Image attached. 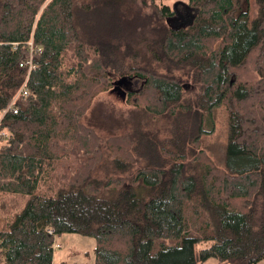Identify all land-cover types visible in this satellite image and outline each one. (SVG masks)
<instances>
[{"label": "trees", "instance_id": "obj_1", "mask_svg": "<svg viewBox=\"0 0 264 264\" xmlns=\"http://www.w3.org/2000/svg\"><path fill=\"white\" fill-rule=\"evenodd\" d=\"M163 1L0 0V264H52L63 233L94 239L93 264L264 261V0H185L192 21L175 29ZM114 77L140 83L102 137L90 107ZM214 105L228 126L217 177L197 150ZM186 202L204 211L200 236Z\"/></svg>", "mask_w": 264, "mask_h": 264}, {"label": "rangeland", "instance_id": "obj_2", "mask_svg": "<svg viewBox=\"0 0 264 264\" xmlns=\"http://www.w3.org/2000/svg\"><path fill=\"white\" fill-rule=\"evenodd\" d=\"M173 1L164 0L163 3L170 8L175 7V14L169 22L171 28L184 27L191 23V14L193 13L191 8L187 6L185 0ZM162 2V1H161ZM158 2V3H161ZM244 4L242 3V8ZM118 79L113 80V84ZM139 81L131 79L128 83L124 82L118 84L117 89H114V85L102 90L96 94L92 101L90 109L93 110L94 116L89 120L91 124H99L103 122L107 127L100 124L99 133L103 137L108 132L118 133L122 131V127L118 128L116 125H124L127 120V114L134 107L132 106V98L128 97L129 91H136L139 87ZM186 84V86H184ZM182 95L185 98L193 99L197 93H199V86L191 83H183ZM138 106L140 100L138 99ZM209 119L204 123V128L210 127L209 132H204L200 135L199 144L197 146L204 152L206 158L202 164L208 165L212 168V172H215L214 177H217L218 171L222 168L224 162V150L227 142V119L224 108L221 105H214L210 108L208 113ZM149 117L144 121L147 130L151 133H156L157 138H164L166 136V127L164 121L161 119ZM100 119V120H99ZM84 121L88 124V110L84 116ZM93 122V123H92ZM114 122L116 124H114ZM122 125V126H123ZM106 134V135H107ZM117 135V134H112ZM0 139V144L2 143ZM230 201V200H229ZM244 203L243 200L240 201ZM185 223L190 233L200 236L207 232L209 228L206 227V217L204 211L199 207L192 205L189 202L184 206ZM4 220L0 216V227ZM208 242H199L194 245L196 251L200 247L207 246ZM57 245V246H56ZM54 249L52 255V263L59 264L60 262H78L79 264H93L94 262V239L92 237L82 236L74 233H63L54 238ZM56 246V247H55ZM200 264H223L217 263L213 259H208ZM225 264V263H224ZM257 264H264L263 262Z\"/></svg>", "mask_w": 264, "mask_h": 264}, {"label": "built area", "instance_id": "obj_3", "mask_svg": "<svg viewBox=\"0 0 264 264\" xmlns=\"http://www.w3.org/2000/svg\"><path fill=\"white\" fill-rule=\"evenodd\" d=\"M29 45H30V42H29ZM30 56H31V52L29 53V57H27L25 60L21 61L18 64L20 67H24L26 69V73L31 68H34V64L31 62ZM24 85H25V80H24L23 84L20 86V88L18 89V91L15 93V95L12 97V99H11L10 103L7 105L6 109L5 110H2V114L6 110H10L13 113H16V106H14L15 101L17 100V98L19 96L20 97H23V96H26V94H27V91H26ZM3 137H5V133L3 131H0V138H3ZM48 232L51 233L52 231L49 229Z\"/></svg>", "mask_w": 264, "mask_h": 264}, {"label": "water", "instance_id": "obj_4", "mask_svg": "<svg viewBox=\"0 0 264 264\" xmlns=\"http://www.w3.org/2000/svg\"><path fill=\"white\" fill-rule=\"evenodd\" d=\"M124 82V79L123 78H118L117 81L114 82V89H117V86L118 84H122Z\"/></svg>", "mask_w": 264, "mask_h": 264}, {"label": "crops", "instance_id": "obj_5", "mask_svg": "<svg viewBox=\"0 0 264 264\" xmlns=\"http://www.w3.org/2000/svg\"><path fill=\"white\" fill-rule=\"evenodd\" d=\"M74 263H77V264H79L78 262H74ZM53 264V263H52Z\"/></svg>", "mask_w": 264, "mask_h": 264}]
</instances>
